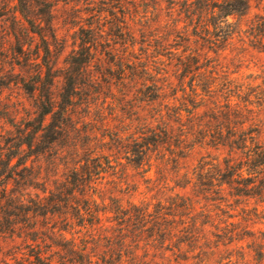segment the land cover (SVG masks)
<instances>
[{
	"label": "trees",
	"instance_id": "16d2710c",
	"mask_svg": "<svg viewBox=\"0 0 264 264\" xmlns=\"http://www.w3.org/2000/svg\"><path fill=\"white\" fill-rule=\"evenodd\" d=\"M16 1L23 16L28 0ZM109 1L88 2V15L95 21L86 29L79 28L63 70L54 71L46 64L43 73L36 64L34 80H21L23 89L37 102L36 116L19 122L10 119L12 130L1 127L0 219H5L3 233L29 237L28 253L20 252L28 264H147L139 255L140 250L148 249L146 220L152 215L147 206L105 197L98 186L109 178L111 189L120 192L129 170L148 172L165 148L175 147L177 163L193 146L191 140L184 146L190 138L194 144L209 145L208 140L214 147H228L236 157L222 164L201 159L191 174L181 176L179 188H190V196H264V145L245 127L246 121L228 136L223 135L222 126L210 132L207 124L195 128L192 123L190 130L180 124L184 117L192 122L202 108L226 123L232 113L251 111L254 97L235 91L228 74L219 69L217 55L240 35L249 46L264 51V17L257 16L242 30L239 20L248 12V0H197L175 6V23L148 26L138 24L135 0H131L129 13L120 18ZM37 2L51 31L54 4ZM24 20L27 24L19 27L26 37L45 42L44 26ZM45 51L49 53L47 45ZM18 52L22 53L21 47ZM103 53H108L114 68H103ZM94 62L95 72L90 70ZM171 73L177 81L175 124L182 131L175 133V145L162 112L170 107L163 100ZM58 78L59 88L55 85ZM113 86L128 106L132 100L138 104L134 118L127 120L119 111L106 117L104 108L93 104ZM140 105L150 109L148 114L139 111ZM84 111L87 116L94 112L101 117L103 132L99 136L93 127L81 129L91 123L81 115ZM175 196L181 201L175 209L183 207L188 213L176 222L175 216L163 220L156 215L149 237L155 244L157 233L163 241L179 238L173 250L187 254L191 241L200 243L204 227L213 222L214 215L206 207L208 221L193 219L189 223L188 216L198 203L181 194ZM153 247L162 249L161 245ZM186 261L176 260L175 264H190Z\"/></svg>",
	"mask_w": 264,
	"mask_h": 264
},
{
	"label": "rangeland",
	"instance_id": "374dc122",
	"mask_svg": "<svg viewBox=\"0 0 264 264\" xmlns=\"http://www.w3.org/2000/svg\"><path fill=\"white\" fill-rule=\"evenodd\" d=\"M50 1L53 2L54 7L50 11L52 30L48 31V27L45 26L48 17L41 14L37 7V0H28L23 16L18 13L19 7L16 0H0V132L1 127L4 130H12L9 125L11 120L19 122L22 119L26 120L36 116L37 102L23 89L21 80L24 79L29 83L34 80V72L38 68L36 64L42 67L43 73L46 71V64H51L54 71L63 70L65 60L75 46L74 42L79 28L86 29V26L95 21L88 15V10L91 9L88 4L90 0ZM195 2L197 0H135V5L139 10L136 20L138 24L148 26L175 23V6ZM209 2H214V0H209ZM109 4L114 6L113 12L117 13L120 18L123 15L126 16L127 12L129 13L127 10L131 7V0H121L120 4L110 0ZM248 5L246 16L239 20L242 30H245L257 16L264 17V0H248ZM24 18L28 22L38 21L44 26L45 42L36 37H26L19 27L20 23L27 24ZM160 29L162 28H159V31ZM106 31L108 33V29ZM51 32L54 37H51ZM46 45L49 53L45 51ZM18 47L22 48L20 54ZM210 55L214 56L212 53ZM102 57L103 68L107 69L109 66L114 68L115 63H109L108 53H103ZM27 59L29 61L26 63ZM217 60L219 69L225 71L232 80L235 91L238 90L254 97L251 100L252 107H249L251 111L246 114L232 113L226 123L224 119L223 121L214 119L211 112H206L207 109L202 108L195 112L192 122L189 123L184 117L180 124L184 125L186 130H190L192 123L195 124V128L196 124H207L210 132L222 126L223 135L228 136L235 134L238 124L246 121L245 127L249 128L256 140L264 145V51L249 46L240 35L234 37L226 50L217 55ZM96 69L97 64L94 62L90 70L95 72ZM166 84L163 101L164 104L169 103L170 107L162 109V112L165 122L172 128V142L175 145V133L182 132L181 127L175 124L177 81L172 75ZM55 85L57 88L60 87V78L56 79ZM117 90V87H114L111 91H103V94L97 97L93 104L104 108L106 117L119 111L121 116L127 120L134 118L135 106L138 104L135 100H128L130 101L128 106ZM129 98L132 99V95H129ZM142 106L140 105L141 110L139 111L142 114H148L150 109ZM89 114L87 116L84 111L81 115L87 116L86 118L91 123L80 127L83 131L93 127L99 136L103 132L99 123L101 117L94 115V112ZM188 140L187 145L184 146H189L190 140L193 146L177 163H175V147L165 148L161 154L157 155L158 160L148 172L142 173L137 170L127 172V180H123L122 187H120L122 193L117 191L118 189L115 191L111 189L109 178L98 186V190L105 193V197H119L125 202L128 200L137 205L142 203L147 206V212L152 215L146 220L149 223H147L145 233L147 238L144 241L148 249L139 251L140 257L147 264H175L176 260L182 259H186V262L190 264H264V196H190V188H179L181 176L191 174L201 159L204 158L209 163L222 164L228 158L236 157L228 147H214L213 143L208 140L209 145L194 144L192 138ZM56 163L62 165L63 160H57ZM175 194H181L182 197L190 198L198 203L196 211L188 216L189 223H192L193 219H197L198 223L206 222L207 208L212 210L214 215L213 222L206 223L204 236L200 243L194 244L191 241L187 254L185 252L176 254L173 250L178 245L176 243L181 240L179 238L163 241L161 235L157 233V244H155L153 238L149 237L154 231L151 225L156 215L160 216L159 218L164 217L163 220H170L175 216L174 221L176 222L180 215L184 216L188 213L183 207L175 209V204H181L180 200H176ZM182 218L181 222H185L184 217ZM4 224L5 219H0V264H28L26 256H22L20 252L27 254L26 247L32 242L27 240L29 237L25 234V236L16 237L3 233ZM25 232L28 234L30 229L27 228ZM154 245H161L162 249L155 250ZM14 253L18 255L15 256Z\"/></svg>",
	"mask_w": 264,
	"mask_h": 264
}]
</instances>
